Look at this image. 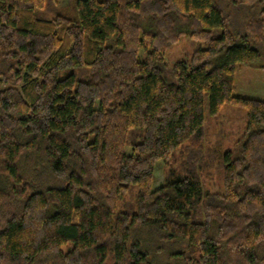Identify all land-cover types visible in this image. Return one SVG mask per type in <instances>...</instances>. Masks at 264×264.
Here are the masks:
<instances>
[{"label":"trees","instance_id":"trees-1","mask_svg":"<svg viewBox=\"0 0 264 264\" xmlns=\"http://www.w3.org/2000/svg\"><path fill=\"white\" fill-rule=\"evenodd\" d=\"M262 47L264 0H0V264H264V99L234 93Z\"/></svg>","mask_w":264,"mask_h":264},{"label":"rangeland","instance_id":"rangeland-1","mask_svg":"<svg viewBox=\"0 0 264 264\" xmlns=\"http://www.w3.org/2000/svg\"><path fill=\"white\" fill-rule=\"evenodd\" d=\"M71 0H58L61 4H67ZM66 10V9H65ZM64 14L73 17L75 11H64ZM35 15L44 18H52L54 12H50L45 8H36ZM222 33L220 27L212 29L213 36H219ZM206 46L205 41L192 40L188 34H183L181 38L173 43L166 52V60L172 65L178 60H181L186 54L193 52L195 49ZM264 49V47H262ZM145 50H140V56L144 57ZM262 64V63H261ZM70 70L64 69L59 72V75L66 74ZM78 75V74H77ZM86 75V74H83ZM81 76V75H78ZM234 93L243 97H251L264 99V67L260 64H242L239 65L236 71L235 91ZM205 103H208V95L205 98ZM207 124L209 127V142L215 143L221 137L224 143V148L228 149L234 146L235 141L243 135L246 125V111L237 105H223L219 115L215 118H208ZM163 162L157 163L155 186L160 185L164 176ZM207 180V186L213 189H220L221 180L218 175ZM64 249L67 246H63Z\"/></svg>","mask_w":264,"mask_h":264}]
</instances>
